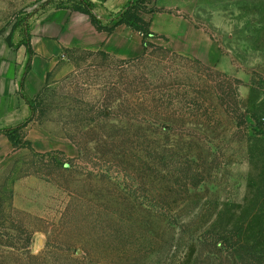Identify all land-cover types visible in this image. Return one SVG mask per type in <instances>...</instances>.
<instances>
[{"label": "rangeland", "instance_id": "rangeland-1", "mask_svg": "<svg viewBox=\"0 0 264 264\" xmlns=\"http://www.w3.org/2000/svg\"><path fill=\"white\" fill-rule=\"evenodd\" d=\"M147 1L187 44L71 49L31 103L65 149L0 148V264H264V0ZM86 6L0 0V44Z\"/></svg>", "mask_w": 264, "mask_h": 264}, {"label": "crops", "instance_id": "crops-1", "mask_svg": "<svg viewBox=\"0 0 264 264\" xmlns=\"http://www.w3.org/2000/svg\"><path fill=\"white\" fill-rule=\"evenodd\" d=\"M85 1L106 25L136 0ZM170 1L156 0V4L167 9L176 8L177 3ZM149 17L155 37L176 35L178 41L182 38L187 44L188 27L183 15L167 11L154 12ZM155 18L161 19L160 25L154 23ZM183 46H178V50L188 53ZM77 47L104 50L120 58H135L145 52L143 33L126 24L108 33L99 30L88 14L70 7L49 8L36 14L25 40L12 41L11 45L6 41L0 44V148L6 153L14 148L8 130L22 124L25 125L19 130L20 138L34 152L65 149L64 143H59L49 130L32 119L31 103L49 73L63 69L71 49Z\"/></svg>", "mask_w": 264, "mask_h": 264}, {"label": "trees", "instance_id": "trees-1", "mask_svg": "<svg viewBox=\"0 0 264 264\" xmlns=\"http://www.w3.org/2000/svg\"><path fill=\"white\" fill-rule=\"evenodd\" d=\"M86 2V1H85ZM87 6L84 8H80V10L86 14H88L91 18L92 23L99 29L105 30L108 33H112L119 25L126 24L131 28L138 30L143 33V44L145 47V51L148 46L152 45V42L149 40L152 37H155L156 34L151 30V18H145L143 16L144 13H154L156 11H161L160 8H150L148 9V1L147 0H136L131 1L116 17L113 18L111 22L112 24L104 25L102 20L92 11L91 4L86 2ZM10 43V38L7 39ZM25 124L19 125L17 128L8 130L9 135L13 143L17 146H25L26 142H22L23 140L20 138L21 128ZM22 140V141H21Z\"/></svg>", "mask_w": 264, "mask_h": 264}]
</instances>
